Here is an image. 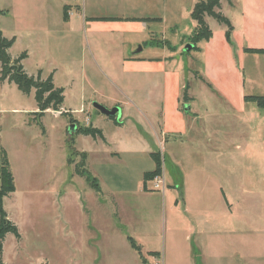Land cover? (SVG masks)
Here are the masks:
<instances>
[{
	"label": "rangeland",
	"instance_id": "1",
	"mask_svg": "<svg viewBox=\"0 0 264 264\" xmlns=\"http://www.w3.org/2000/svg\"><path fill=\"white\" fill-rule=\"evenodd\" d=\"M198 1L204 0H0V32L15 39L9 57L15 60L25 52L21 65L28 76L36 77L38 72L43 80L51 76L54 87L63 90L61 113H67L47 111L35 120L34 90L23 94L14 83L0 82V163L3 150L15 187L3 199V209L19 235L5 236L3 264L161 260L148 249L140 250V258L127 241H138L162 226V191H152L149 181L143 190V174L153 168L150 154L158 151L150 142L151 151L130 152L133 137L150 141L146 133H152L135 122L128 100L142 99L135 88L163 86L164 71L178 75V81L168 85L180 102L189 89L196 108L216 113L203 116L195 124L198 130L190 133V140H198V149L175 150L179 168L163 164L166 195L169 190L171 197L180 199L179 189L167 184L180 180L181 169L199 168L215 176L232 205L237 202L236 215L247 218L245 227L238 222V232L249 233L247 246L264 259V108L254 102L242 105L239 93L241 86L245 96L264 97V55L242 54L239 49L264 43V7L250 9L254 0L220 1V12L233 29L234 60L241 74L240 85L236 81L232 85L228 105L217 96L211 98L206 85L184 71L185 66L190 71L203 69L202 55L188 51L196 27L191 12ZM115 19L121 22H112ZM204 20L215 41L225 40L223 25L211 17ZM165 57H172V64L141 74L140 81L124 66L129 58ZM220 64L226 70L224 61ZM158 92L152 102L162 104ZM95 104L118 108L120 115L106 117ZM209 120L215 121L208 126ZM71 121L76 127L100 130L108 144L99 137L68 133ZM116 123L124 127L119 130ZM71 137L75 154L67 164ZM80 153L86 155L84 162ZM77 169L85 175H78ZM88 174L99 192L90 188Z\"/></svg>",
	"mask_w": 264,
	"mask_h": 264
},
{
	"label": "crops",
	"instance_id": "2",
	"mask_svg": "<svg viewBox=\"0 0 264 264\" xmlns=\"http://www.w3.org/2000/svg\"><path fill=\"white\" fill-rule=\"evenodd\" d=\"M251 7L252 10L257 7L263 8L264 0L252 1L250 9ZM115 21L121 22L120 19L112 20V22ZM126 21L131 22L132 20ZM133 21L136 20L133 19ZM85 24L87 25L88 21ZM194 47V50L203 57V69L202 71L195 69L190 71L189 67L185 66L184 71L186 74L190 72V76H194L206 85L211 98L217 96L229 105L234 88L232 85L235 81L239 85L241 82V74L234 60L235 49L231 48L222 37L220 41H215L214 35L208 42L200 41ZM244 48L246 47L239 48L242 54H245L242 50ZM248 48L264 49V43L249 44ZM179 58L178 56L177 60ZM171 60L172 57L150 61L129 58L125 60L124 66L125 69H132L134 77L140 81L141 74L158 71L154 68L164 69L167 64H172ZM223 61L226 70L220 64ZM163 73L165 78L163 86H150L145 91L140 88L132 89L138 94H143L142 99L136 97L137 102L128 100V106L131 107L132 115L136 119L134 121L137 124L148 126L147 130L152 133L153 137L148 133L146 137L150 141L141 136L133 137L132 145L128 147L133 153L149 152L152 149L151 145L156 147L158 153L151 154L159 155L162 162L161 174L165 181L163 164L170 162L179 168L180 161L175 158V150L198 149V140L195 138L190 140L189 135L192 131L198 130L195 124L201 121L203 116H216V113L213 109L201 112L196 108L194 96L189 93V89L186 92L187 99L180 102L179 95L170 91L168 85L174 80L178 81V75L173 72L164 71ZM156 91H159V98L162 97L164 103L152 102ZM239 93L242 97L245 96L241 86H239ZM186 105L189 107L187 111L184 109ZM242 105H244L243 101ZM122 110L123 108H121V115ZM214 121L209 120L206 124L210 126ZM200 125L203 132L205 125L203 122ZM123 127L124 124L121 123L117 126L119 130ZM102 137L108 144L104 136ZM188 143L192 144L188 145ZM151 162L153 168L146 172H152L155 169L154 161ZM179 174L180 180H174L172 185L169 183L167 187L179 189L180 199L171 197L169 190L168 195H166L167 190L162 191V226L160 229L155 227L154 232L148 235H143L138 240L139 242L133 239L140 250L148 249V252L157 253L161 258V264H264L262 253H254L253 248L247 246L250 240L249 233L246 231L243 233L242 230L238 232V222L245 227L247 218L245 215H236L234 205L236 206L237 202L232 205V202L227 199L218 179L213 175H206L199 168L187 171L181 169ZM142 194L147 193L142 191ZM234 243L240 245L236 246Z\"/></svg>",
	"mask_w": 264,
	"mask_h": 264
},
{
	"label": "trees",
	"instance_id": "3",
	"mask_svg": "<svg viewBox=\"0 0 264 264\" xmlns=\"http://www.w3.org/2000/svg\"><path fill=\"white\" fill-rule=\"evenodd\" d=\"M220 1L221 0H204L198 1L191 12V19L196 23L195 31L193 37L191 38L192 50L195 49V44L200 41H208L212 37V32L209 30L208 25L206 24L204 18L211 17L220 25L225 27L224 37L226 43L234 49L231 42V33L232 27L229 20L224 17L220 12ZM228 1V0H226ZM67 7L64 8V20H67ZM104 21V19H93V21ZM14 38L6 39L0 32V82L8 81L9 83H14L17 89L23 94H29L30 91L34 90V97L37 103L38 112L33 113L35 116L34 119H39V117L47 112L51 111L54 113L59 112L60 115H65L67 113H61L62 104H63V90L60 88H55L52 84V78L49 76L46 80L41 78V73L38 72L37 76H28L22 68L21 62L27 58V54L22 53L17 59L12 60L8 51L14 44ZM245 54H255V55H264V49H243ZM186 88V87H185ZM186 90V89H185ZM187 99L186 94L183 98ZM243 102H254L258 107L264 108V97L256 96H244ZM76 124V121H71ZM39 124V123H38ZM118 125V123H116ZM76 131L84 136H90L93 139L99 137L103 139L100 130L95 128H86V127H76ZM75 131V132H76ZM74 140L71 137L67 142V149L69 158L67 164L72 163L71 156L75 154L73 149ZM2 159L0 163V264L2 263V244L5 236L7 234H12L16 238L19 237L16 226L8 219L7 214L3 209V199L9 194L15 191L14 179L10 171L9 162L6 158L5 152L2 150ZM82 162L85 160V153H80ZM151 158L155 163V169L152 172H146L143 174V190L145 191V183L150 181L154 177L158 176L161 173V162L158 154H151ZM76 173L80 176H84L85 172L76 170ZM86 180L89 183V186L95 192H99V187L90 175L86 176ZM127 241L130 245V248L134 250L140 258L141 252L140 248L135 244L132 238H127Z\"/></svg>",
	"mask_w": 264,
	"mask_h": 264
},
{
	"label": "water",
	"instance_id": "4",
	"mask_svg": "<svg viewBox=\"0 0 264 264\" xmlns=\"http://www.w3.org/2000/svg\"><path fill=\"white\" fill-rule=\"evenodd\" d=\"M193 46L189 47L188 51H190V49H192ZM141 49L139 48L137 52H140ZM95 109L101 113L102 115L106 116V117H109V118H114L116 115H120V109L118 108H113L111 110H107L106 108L98 105V104H95L94 105ZM185 111H187L189 109V107L186 105L184 107ZM76 131V125L75 124H71L69 125L68 127V133H74Z\"/></svg>",
	"mask_w": 264,
	"mask_h": 264
},
{
	"label": "built area",
	"instance_id": "5",
	"mask_svg": "<svg viewBox=\"0 0 264 264\" xmlns=\"http://www.w3.org/2000/svg\"><path fill=\"white\" fill-rule=\"evenodd\" d=\"M149 182H151L152 184V188H151L152 191H163L165 188V181L161 173L158 176L151 179ZM154 264H161V262L156 261L154 262Z\"/></svg>",
	"mask_w": 264,
	"mask_h": 264
}]
</instances>
